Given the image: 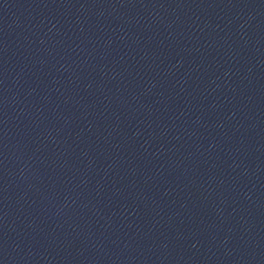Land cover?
Returning <instances> with one entry per match:
<instances>
[{
	"label": "water",
	"instance_id": "95a60500",
	"mask_svg": "<svg viewBox=\"0 0 264 264\" xmlns=\"http://www.w3.org/2000/svg\"><path fill=\"white\" fill-rule=\"evenodd\" d=\"M0 264H264V0H0Z\"/></svg>",
	"mask_w": 264,
	"mask_h": 264
}]
</instances>
